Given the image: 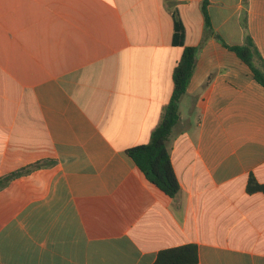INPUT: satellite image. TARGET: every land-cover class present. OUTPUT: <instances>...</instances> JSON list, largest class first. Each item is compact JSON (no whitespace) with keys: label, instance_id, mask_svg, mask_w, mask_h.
I'll return each mask as SVG.
<instances>
[{"label":"crops","instance_id":"0c3cea01","mask_svg":"<svg viewBox=\"0 0 264 264\" xmlns=\"http://www.w3.org/2000/svg\"><path fill=\"white\" fill-rule=\"evenodd\" d=\"M202 3L0 0V264H155L188 244L197 264H264V193L247 189L264 184V87L208 33ZM208 13L264 59V0ZM176 19L198 53L168 143L171 198L127 150L171 99Z\"/></svg>","mask_w":264,"mask_h":264},{"label":"trees","instance_id":"16d2710c","mask_svg":"<svg viewBox=\"0 0 264 264\" xmlns=\"http://www.w3.org/2000/svg\"><path fill=\"white\" fill-rule=\"evenodd\" d=\"M209 4L210 0H203L202 12L206 20L208 33L215 36L225 48L236 53L242 62L250 68L255 80L264 87V59L254 39L250 34H246L242 45H228L215 32L212 26L208 13ZM173 44L183 46L184 51L181 60L173 71V92L171 99L164 109L160 124L151 134L150 142L130 148L127 150V153L135 161L148 181L167 196L176 198L180 193V183L172 165L168 143L174 129L180 122V101L187 92L198 53L197 47L185 45V28L179 19L175 20ZM25 172L27 170L16 172L1 181L8 183L12 178ZM247 189L250 193H264V184L258 183L254 176H251ZM198 261L199 252L197 245L188 244L160 251L155 264H197Z\"/></svg>","mask_w":264,"mask_h":264}]
</instances>
